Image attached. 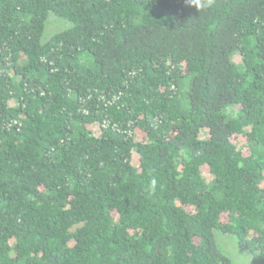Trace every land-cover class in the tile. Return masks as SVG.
I'll list each match as a JSON object with an SVG mask.
<instances>
[{"label":"trees","instance_id":"1","mask_svg":"<svg viewBox=\"0 0 264 264\" xmlns=\"http://www.w3.org/2000/svg\"><path fill=\"white\" fill-rule=\"evenodd\" d=\"M216 231L264 264V0H0V264H235Z\"/></svg>","mask_w":264,"mask_h":264},{"label":"rangeland","instance_id":"2","mask_svg":"<svg viewBox=\"0 0 264 264\" xmlns=\"http://www.w3.org/2000/svg\"><path fill=\"white\" fill-rule=\"evenodd\" d=\"M50 17L51 20L48 22V28H46L45 30V35H47L48 33L49 34L54 33L66 27L65 21L63 20L60 21V19L54 18L53 15H51ZM234 60L237 62L240 61L239 54H236L234 56ZM215 237L221 250L225 254L230 256L235 264H250L251 256L249 255V252L242 249L233 236L222 233L220 231H216Z\"/></svg>","mask_w":264,"mask_h":264}]
</instances>
